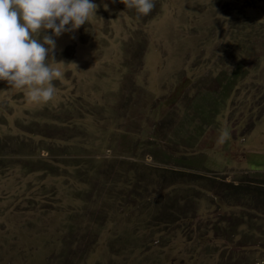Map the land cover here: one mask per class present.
<instances>
[{
    "label": "rangeland",
    "instance_id": "obj_1",
    "mask_svg": "<svg viewBox=\"0 0 264 264\" xmlns=\"http://www.w3.org/2000/svg\"><path fill=\"white\" fill-rule=\"evenodd\" d=\"M94 2L0 81V264H264V0Z\"/></svg>",
    "mask_w": 264,
    "mask_h": 264
},
{
    "label": "clouds",
    "instance_id": "obj_2",
    "mask_svg": "<svg viewBox=\"0 0 264 264\" xmlns=\"http://www.w3.org/2000/svg\"><path fill=\"white\" fill-rule=\"evenodd\" d=\"M138 16L148 15L154 0H120ZM94 0H0V81L22 90L29 103L47 104L63 77L56 60L57 39L72 34L97 16ZM107 8V5H105Z\"/></svg>",
    "mask_w": 264,
    "mask_h": 264
}]
</instances>
